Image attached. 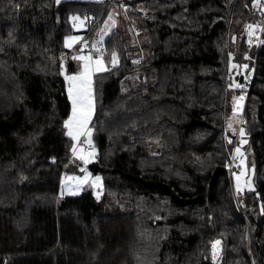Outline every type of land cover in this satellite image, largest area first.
Returning a JSON list of instances; mask_svg holds the SVG:
<instances>
[{
  "label": "trees",
  "instance_id": "1",
  "mask_svg": "<svg viewBox=\"0 0 264 264\" xmlns=\"http://www.w3.org/2000/svg\"><path fill=\"white\" fill-rule=\"evenodd\" d=\"M122 1L144 43L113 31L104 55L117 62L94 75L88 166L105 198L59 200L74 157L65 39L80 17L89 40L119 3L0 0V264H264V42L249 35L259 11L253 0ZM232 53L248 66L234 77ZM254 64L243 127L257 185L244 204L228 170L238 145L227 117L231 84L241 95ZM109 194L132 210L105 212Z\"/></svg>",
  "mask_w": 264,
  "mask_h": 264
},
{
  "label": "rangeland",
  "instance_id": "2",
  "mask_svg": "<svg viewBox=\"0 0 264 264\" xmlns=\"http://www.w3.org/2000/svg\"><path fill=\"white\" fill-rule=\"evenodd\" d=\"M62 1L99 2L103 0H60V2ZM263 8H264V0H256V3L253 2L254 10L260 11ZM250 21L252 22V26H254L251 28V33L254 39H256L258 36V29L262 26L263 21L261 18H259V20L252 19ZM74 22H75V28L78 31V33L68 35L67 37H75L77 39H70V40L65 39V47L67 51L64 52L62 57V72L64 78L68 75H72L73 73L79 72L81 70L83 61L78 59V57L89 56V53L87 52L86 49V44L88 40L84 37L83 33H81V31L86 29L85 21L84 19L78 17V19H75ZM115 30L123 31L130 45L139 43V41H141L142 44L144 43L143 35L141 33L138 36L136 35L137 27L133 22H131L128 13L122 10L121 4H117L112 8L109 15L104 20L103 24L99 27L97 31L98 39L100 41L105 40ZM68 44H71L72 46L68 47ZM140 51H141L140 49L136 50L137 53H139ZM96 58L102 59L103 67H104L103 71L109 69L110 65L113 64L112 61L107 59V56H105L104 54H98ZM70 59L74 62L76 68L75 71L68 70L67 65ZM95 59H93V61H95ZM247 67H248L247 63H244L242 64V66H239V64H237V62L233 60V53H232L231 68H232L233 77L239 73L240 69L242 72H245ZM94 75L95 73L92 76L94 106H93L91 118L88 122V127L91 128L92 130V134L90 137L92 141L91 144H94V129L92 128V122L96 111ZM65 81L68 92V81L66 80V78ZM244 103H245L244 97L236 93V84L232 83L231 93L229 96L230 112L228 113V117H227V131L233 134L238 131L237 128L243 111ZM71 111H72V104H71ZM242 129L244 130V134L241 135V132L239 133V144L237 148H239L240 151L239 152L236 151L237 162L235 164L234 169L231 172V176H232L234 194L240 200L241 203L245 204L246 198L248 197H250L251 199L254 198L255 194H253V191L256 189L257 180H256L255 156L253 153L250 137L247 134L246 129L244 127ZM88 139L89 137L86 136H81L76 140L73 139V144L76 146V152L75 153L73 152L74 157L70 161L68 168L63 173L61 188L58 196L59 200H62L65 196L80 195L86 192H91L98 200H102L103 198H105L103 178L101 174L92 172V170L88 166V164L92 161L93 156L89 157L87 163H84L80 159L81 150L78 148V145L82 140L85 143H87L86 141ZM84 169H87V172H85ZM96 177H100V180L98 182L96 181ZM238 177L239 180L237 179ZM71 178H79V179H71ZM81 181L83 182L81 183ZM77 185H79V187H77ZM97 194H99V197ZM104 204H105L104 211L107 213L113 212L114 210H118L121 212L132 210L131 203L127 199L120 200L114 194H109ZM216 241H220V240H216ZM216 247L220 248L219 245H217ZM221 256H222V246L220 253L218 250L216 251V257L215 259H213V261L215 263H219L221 260ZM212 258H213V244H212Z\"/></svg>",
  "mask_w": 264,
  "mask_h": 264
},
{
  "label": "snow or ice",
  "instance_id": "3",
  "mask_svg": "<svg viewBox=\"0 0 264 264\" xmlns=\"http://www.w3.org/2000/svg\"><path fill=\"white\" fill-rule=\"evenodd\" d=\"M60 0H57L59 3ZM256 3V0H253ZM78 19V17L73 18ZM250 28L254 26H249ZM250 37L252 33H249ZM77 39L75 37H67L66 40ZM71 44H68V47H71ZM112 63L115 64L117 62L118 53L113 51L111 53ZM78 59L83 61L81 70L79 72L73 73L72 75L66 76V80L68 81V97L72 104L71 115L64 121V126L67 128V135L72 137L74 140L78 139L81 136L89 137L86 141L89 145H91L92 141L90 139L92 130L88 127V122L92 115V110L94 106V92H93V82L92 76L94 73L101 72L104 70L103 61L100 58H96L93 61V58L89 56H80ZM246 67V66H245ZM242 99V98H241ZM231 126V125H230ZM241 135L244 134V130H240ZM72 151L76 152V146L73 145ZM239 148H237V152H239ZM94 153L85 154L83 150L80 153V159L87 163L90 156H93ZM53 159H55L53 157ZM87 172V169H84ZM71 179H79V178H71ZM239 180V177L237 178ZM100 177H96V181L98 182ZM83 181H81L82 183ZM79 187V185H77ZM63 194V193H62ZM99 197V194H97ZM220 244V241H215L213 243V259L216 257V246Z\"/></svg>",
  "mask_w": 264,
  "mask_h": 264
},
{
  "label": "built area",
  "instance_id": "4",
  "mask_svg": "<svg viewBox=\"0 0 264 264\" xmlns=\"http://www.w3.org/2000/svg\"><path fill=\"white\" fill-rule=\"evenodd\" d=\"M112 3H119L121 4V8L123 11L128 12L130 5L128 2H124L122 0H109ZM260 18L262 19L263 23L262 26L258 29V36L256 39L251 40V43L256 44L257 48H259L263 42H264V8L259 11ZM138 33V31H136ZM86 49L89 55L92 58H95L98 54H105L106 53V47L103 41L98 40V32H96L88 41L86 44ZM144 58V55L141 54L137 57L132 58V62H139ZM255 71H256V64H254L253 70L243 79L238 82V89L240 91V94L244 97L245 102L248 99L250 90L252 88V83L255 78ZM246 124V118H245V105L243 107V111L240 117L239 125L237 128V132L233 135H230L228 137V140L233 143V147L235 148L239 144V133L240 130L243 128V126ZM78 148L80 150H83L85 154L92 153L95 151L94 144H87L83 140L79 143ZM237 162V158L232 157L228 170L229 172H232L235 164ZM220 248L217 249L219 253L221 252V243L219 244Z\"/></svg>",
  "mask_w": 264,
  "mask_h": 264
},
{
  "label": "crops",
  "instance_id": "5",
  "mask_svg": "<svg viewBox=\"0 0 264 264\" xmlns=\"http://www.w3.org/2000/svg\"><path fill=\"white\" fill-rule=\"evenodd\" d=\"M98 40H99V39H98ZM99 41H100V40H99ZM103 41H104V40H103ZM96 57H97V56H96ZM96 57H95V58H96ZM95 58H93V59H95Z\"/></svg>",
  "mask_w": 264,
  "mask_h": 264
},
{
  "label": "bare ground",
  "instance_id": "6",
  "mask_svg": "<svg viewBox=\"0 0 264 264\" xmlns=\"http://www.w3.org/2000/svg\"><path fill=\"white\" fill-rule=\"evenodd\" d=\"M219 248V247H216V249ZM217 251V250H216Z\"/></svg>",
  "mask_w": 264,
  "mask_h": 264
}]
</instances>
